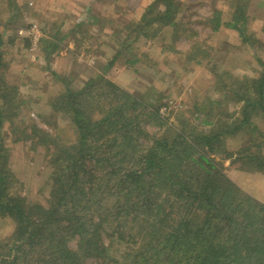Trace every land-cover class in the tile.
Segmentation results:
<instances>
[{"label": "trees", "instance_id": "16d2710c", "mask_svg": "<svg viewBox=\"0 0 264 264\" xmlns=\"http://www.w3.org/2000/svg\"><path fill=\"white\" fill-rule=\"evenodd\" d=\"M242 1L236 0L228 26L249 41ZM145 10V26L130 22V34L157 21L176 26L181 4L154 0ZM213 21L219 31L220 13ZM145 34L154 38L156 32ZM55 37L45 38L48 49L59 47ZM3 45L0 35V215L15 228L0 239V264H264V202L215 159L223 154L232 167L247 164L263 172L264 155L227 151L225 130L184 134L159 115V108L105 75L77 91L67 86L56 97L53 113L71 121L74 141L64 143L58 127L53 135L34 122L31 129L24 122L12 127L17 138L29 133L25 141L37 139L46 146L52 169L46 205L29 203L15 192L18 180L3 128L13 119L6 107L17 105L5 90ZM114 64L115 59L107 69ZM244 88L240 118L229 125L234 132L250 127L254 113L264 112V63L261 75L248 79Z\"/></svg>", "mask_w": 264, "mask_h": 264}, {"label": "rangeland", "instance_id": "374dc122", "mask_svg": "<svg viewBox=\"0 0 264 264\" xmlns=\"http://www.w3.org/2000/svg\"><path fill=\"white\" fill-rule=\"evenodd\" d=\"M87 1H91L89 11L84 0H0V35L7 63L3 78L9 86L6 94L15 95L17 105L6 107L13 119L3 128L10 167L18 180L15 192L29 203L46 205L52 169L46 146L37 139L25 141L29 133L17 138L12 127L24 122L30 128L34 122L52 135L58 127L64 143L74 141L71 121L53 113L56 97L67 86L72 91L81 89L97 75L159 108V115L184 134L225 130L227 151L246 149L250 156L264 155V112L252 115L250 127L236 132L229 127L240 118L244 85L263 70L264 0L241 2L249 18V41L228 26L236 0H179L176 26L163 27L157 21L135 36L127 25L145 26L142 16L154 0ZM217 12L223 23L219 31L213 30ZM148 31L156 32L155 37L146 35ZM47 36H56L59 47L48 49ZM113 59L114 66L107 69ZM218 120L216 127L205 124ZM215 159L240 187L264 202V171L243 162L242 167H232V160L223 154ZM14 228L11 219L0 215V239L9 238Z\"/></svg>", "mask_w": 264, "mask_h": 264}, {"label": "crops", "instance_id": "0c3cea01", "mask_svg": "<svg viewBox=\"0 0 264 264\" xmlns=\"http://www.w3.org/2000/svg\"><path fill=\"white\" fill-rule=\"evenodd\" d=\"M79 1H81V0H79ZM113 1H114V0H113ZM84 2L88 3L86 9L89 11V7H90V5H91V1L84 0ZM94 26H96L97 28H99V25H98L97 22H95V25H94ZM99 29H100V28H99ZM100 31H101V30H100Z\"/></svg>", "mask_w": 264, "mask_h": 264}, {"label": "built area", "instance_id": "2783aa9c", "mask_svg": "<svg viewBox=\"0 0 264 264\" xmlns=\"http://www.w3.org/2000/svg\"><path fill=\"white\" fill-rule=\"evenodd\" d=\"M23 33V32H22ZM34 35V34H33ZM40 37L39 36H36V39H39Z\"/></svg>", "mask_w": 264, "mask_h": 264}]
</instances>
